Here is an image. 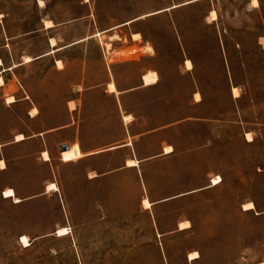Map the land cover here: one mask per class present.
<instances>
[{"label":"rangeland","instance_id":"1","mask_svg":"<svg viewBox=\"0 0 264 264\" xmlns=\"http://www.w3.org/2000/svg\"><path fill=\"white\" fill-rule=\"evenodd\" d=\"M85 1L0 0V44L4 30L11 39L10 48L1 50L0 57L9 65L20 56L44 53L48 37L59 45L68 44L137 18L121 30L126 34L141 33L143 41L152 44L157 53L154 58L134 57L123 70V77L135 80L146 68L157 69L165 91L173 95V120L193 115L186 108L193 91L203 96L207 106L198 116L209 120L208 124L176 129L169 136L180 151H189L183 157V168L189 171L188 181L183 182L189 184L188 189L201 187L205 174L212 179L220 177L222 182L212 195L183 204V218L192 223V228L172 236L164 253L159 245L147 242L152 230L132 204L113 209L107 206V211L114 210V220L94 229L79 226L76 195L66 196V211L51 197L39 203L37 211L28 206L20 211L0 202V264L264 263V216L241 210L242 205L252 202L256 212L264 211V0H256L257 8L250 4L251 0H211L177 15L150 18H146L150 14L124 13L131 8L137 14L152 10L153 0H136L133 5ZM211 3L217 14L214 22L206 15ZM48 20L54 28L46 31L43 22ZM110 35L100 43L108 42ZM96 43L97 38L83 44ZM95 49L63 52L69 61L65 74L51 68V56L41 64L19 68L16 76L34 95L41 114L30 119L23 114L25 106L3 110L0 101V142H9L15 134L31 135L62 126L67 117L61 96L68 83L77 79L81 60L85 59L92 73L98 72L94 68ZM184 60L193 62L192 72H186ZM231 88L241 89L240 101L233 99ZM110 124L113 126L114 117ZM247 132L252 135V143L245 141ZM78 157L77 146L61 152L63 162ZM9 180L13 176L0 174V191ZM102 187L108 188L110 183L103 182ZM112 187L132 189V193L135 186L129 177L114 180ZM58 223L66 227L70 224V228L64 227L68 229L67 236L43 237L56 230ZM21 237L28 239L29 246L20 243ZM192 253L199 257L194 262L188 258Z\"/></svg>","mask_w":264,"mask_h":264},{"label":"crops","instance_id":"2","mask_svg":"<svg viewBox=\"0 0 264 264\" xmlns=\"http://www.w3.org/2000/svg\"><path fill=\"white\" fill-rule=\"evenodd\" d=\"M106 2L131 5L137 3L136 0H106ZM208 2L211 0L178 2L153 0L152 10L137 14L138 11L131 8L124 15H152L146 18L177 15L188 7ZM212 11L217 15L211 3L206 15L210 17ZM135 19L96 32L101 34L99 37H95V33L68 44L59 45L54 38L48 37L44 53L29 57L31 59L29 63H23L25 57L20 56L18 60L6 65L4 58L0 57V78L3 81L0 84L1 106L3 110L25 106L23 114L30 119L40 115L41 109L34 102V95L27 91L23 82L16 76L19 68L27 64H41L51 56V68L59 74H65L69 70V61L64 58L63 52L76 48L86 50L88 47L96 48L97 67L94 68H98L97 73H92L85 59L80 61L77 79L68 83L65 95L61 96L62 110L67 117V121L62 126L31 135L15 134L9 142H0V174L13 176V180L4 184L0 191V202L20 211L27 206L31 211H37L39 203L51 197L66 211L69 205L66 196L76 195L79 226L94 229L105 227L107 222L114 220L111 215L114 211L112 207L132 204L134 210L145 217L146 226L152 230L147 242L159 245L160 252L164 253L165 244L172 236L181 235L192 228V223L187 218H183V204L212 195L220 184L212 186L211 175L205 174L202 177L201 187L188 189L189 184L183 182L188 181L189 174L187 168H183V157L187 156L189 151H180L173 137L169 136V133L176 129L208 124L209 120L198 116L207 106L203 96L193 91L186 104V108L193 115L181 120H173L171 107L173 95L165 91V83L162 82L157 69L146 68L135 77V80L123 77V70L133 63L134 57L154 58L157 53L152 44L143 41L141 33L126 34L121 30L138 21H134ZM44 23L45 21L43 30L54 28L52 22V27L48 29L44 27ZM0 24L3 22L0 21ZM108 33H111L107 36L108 42L100 43ZM135 34L140 36L138 41L132 38ZM3 35L0 51L10 48L8 43L11 39L7 37L5 30ZM112 37L115 39H110ZM95 38L98 43L83 44ZM51 40L55 42L53 46L50 44ZM146 47H150L152 52L146 51ZM186 60L183 62L184 67ZM188 61L192 69L185 68V70L192 72L193 62ZM57 62L61 67H57ZM13 66L15 68L11 69ZM148 74H155L157 79L154 83L145 86L144 77ZM110 85L113 86L114 91L109 90ZM236 89L238 97L233 99L240 101L241 89ZM196 95L199 96L198 100L195 98ZM228 95L230 96V91ZM10 97L14 102L7 104L6 99ZM134 102L139 105H133ZM69 105H72L71 108ZM32 110L37 111L34 116L30 115ZM112 117H114L113 126L110 124ZM246 134L251 135L247 132L244 137ZM17 135H22L23 139L15 141ZM74 146L78 148L79 157L73 161L63 162L61 152L68 151ZM165 149L170 151L165 153ZM44 153L48 156L47 160L43 159ZM133 161L135 165L129 166L128 162ZM129 177H132L135 186L132 193V189L112 187L114 180ZM103 182H109L110 187L103 188ZM51 184L57 187V192L47 191V187ZM7 189L14 192L19 203H14L12 198L3 197V192ZM144 201L149 207L143 206ZM252 204L254 209L249 211H244L242 205V212H255L257 217L264 216V211L256 212L255 204ZM107 206L112 209L107 211ZM182 223H188V228L180 229ZM57 225L59 226L56 230L66 227L59 223ZM69 225L68 223L66 228H70ZM164 227L168 230L163 232L161 229ZM50 228L53 229V225H50ZM56 230H51L53 232L43 237L51 234L55 236Z\"/></svg>","mask_w":264,"mask_h":264},{"label":"bare ground","instance_id":"3","mask_svg":"<svg viewBox=\"0 0 264 264\" xmlns=\"http://www.w3.org/2000/svg\"><path fill=\"white\" fill-rule=\"evenodd\" d=\"M169 1V0H168ZM252 5H253V7H256L257 6V2H256V0H252ZM40 7H43V4H42V2H40ZM173 9V8H172ZM211 13V15H210V20L211 21H215L216 20V15H215V13L212 11V12H210ZM209 13V14H210ZM154 15V14H153ZM149 16H152V15H149ZM149 16H147V17H149ZM136 21V20H135ZM44 27L46 28V29H48V28H50V27H52V24H51V22H49V21H45V23H44ZM99 35L100 34H97V35H95V37H99ZM133 40H135V41H138L139 40V38H140V36L138 35V34H135V35H133ZM110 39H115V37H112V38H110ZM50 44L53 46L54 44H55V42L53 41V40H51L50 41ZM146 49V51H148V52H152V49L150 48V47H146L145 48ZM29 62H31V59L30 58H25L24 59V62L23 63H29ZM0 65H1V62H0ZM57 67H61V65H60V63L59 62H57ZM185 67H186V69L187 70H191L192 69V65H191V63L189 62V61H185ZM5 75V74H4ZM156 81V79H155V76L153 75V74H148V75H146L145 77H144V83H145V86L146 85H148V84H151V83H154ZM2 79L0 78V84H2ZM109 90L110 91H114V88H113V86L112 85H110L109 86ZM232 93H233V96L234 97H237V89H235V88H232ZM195 98H196V100H198L199 99V96L198 95H196L195 96ZM14 102V99L13 98H7L6 99V103L7 104H10V103H13ZM70 106V105H69ZM72 106V105H71ZM71 106H70V108H71ZM73 109V108H72ZM37 113V111L36 110H32L31 111V115H35ZM128 118V117H127ZM125 119V121H127L128 119ZM23 139V137H22V135H17L16 137H15V141H21ZM246 140H247V142H252V138H251V136H250V134H247L246 135ZM170 151V149H165V153H168ZM43 159L44 160H47L48 159V156H47V154H43ZM128 165L129 166H133V165H135V162L133 161V162H128ZM1 167H3V165L1 164ZM221 183V179H220V177H214L212 180H211V184H212V186H216V185H218V184H220ZM47 191H52V192H57V187L55 186V185H53V184H51V185H49L48 187H47ZM3 197L4 198H12L13 199V202L14 203H19V200L14 196V192L11 190V189H7V190H5L4 192H3ZM143 205H144V207L145 208H147V207H149V205H148V203L146 202V201H144L143 202ZM242 209L244 210V211H249V210H253L254 209V206H253V204L252 203H248V204H246V205H243L242 206ZM187 223H182V224H180V229H186V228H188L187 227ZM68 235V229H66V228H60V229H58L57 230V233L55 234V236L56 237H64V236H67ZM20 243L21 244H23L24 245V247H27V246H29V242H28V239L26 238V237H21V241H20ZM188 258H189V261H194V260H196V259H198L199 257H198V255L196 254V253H192V254H190L189 256H188Z\"/></svg>","mask_w":264,"mask_h":264},{"label":"water","instance_id":"4","mask_svg":"<svg viewBox=\"0 0 264 264\" xmlns=\"http://www.w3.org/2000/svg\"><path fill=\"white\" fill-rule=\"evenodd\" d=\"M61 151H63V149H61Z\"/></svg>","mask_w":264,"mask_h":264}]
</instances>
